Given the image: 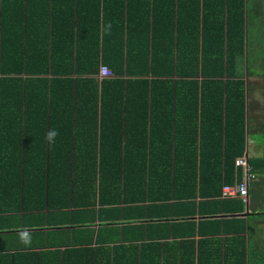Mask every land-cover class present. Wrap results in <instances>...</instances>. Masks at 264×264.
I'll return each instance as SVG.
<instances>
[{"label": "trees", "instance_id": "16d2710c", "mask_svg": "<svg viewBox=\"0 0 264 264\" xmlns=\"http://www.w3.org/2000/svg\"><path fill=\"white\" fill-rule=\"evenodd\" d=\"M131 1L146 10L145 23L138 29L131 23L136 15ZM202 2L200 20L197 14L194 23H189L191 17L181 23L182 28L186 24V31L181 30L179 0H89L82 9L68 12L59 27L50 19L60 15L59 10L47 8L44 17L34 13L28 0L16 19L18 28L10 30L18 38L6 40L1 23L0 118L9 117L5 124L0 122V144L14 132L24 134L32 87L43 89L47 106L53 89L57 85L64 89L59 101L68 105V113L55 115L73 120L75 137L68 142V156H50L52 163L42 173L34 171L46 158H0V212L3 206L12 210L15 200L27 203V188L37 183L43 186L37 210L73 208L75 216H89L80 223L89 231L95 233L92 227L98 221V236L110 230L125 239V230L134 232L135 241H140L138 264H251L253 260L264 264V252L246 249L245 219L238 216L243 212L242 200L218 199L221 187L239 183L242 175L235 159L245 151L244 0ZM164 15L171 17L170 26L163 21ZM199 27L201 43L195 33ZM190 31V43L181 44L180 33ZM100 64L113 72L111 78L98 80ZM246 69L250 75L248 59ZM128 79L137 87V117L144 124L154 119L155 102L162 104L164 113L157 117L171 124L180 119L181 103L188 110L191 121L186 136L181 138L176 123L171 138L159 142L165 152L154 151L152 140L121 139L122 125L126 127L125 119L131 118L122 106ZM110 86L119 94V102L106 124ZM86 121H92V131ZM112 129L120 133L118 139L105 140L104 132ZM129 143L137 145V155L130 156ZM54 162L62 177L58 182H53L50 168ZM8 164H12V181L3 178ZM248 164L250 173H260L264 161L248 160ZM58 184L67 189L61 198L55 197ZM197 192L211 199L195 200ZM63 196L66 203L62 205ZM10 197L12 203L3 204ZM197 214L201 218L196 223L193 217ZM196 234L198 239H194ZM100 247L89 250L94 254L92 262L97 263L95 253ZM114 256L109 255L106 264H115Z\"/></svg>", "mask_w": 264, "mask_h": 264}, {"label": "crops", "instance_id": "0c3cea01", "mask_svg": "<svg viewBox=\"0 0 264 264\" xmlns=\"http://www.w3.org/2000/svg\"><path fill=\"white\" fill-rule=\"evenodd\" d=\"M28 0H0V29L1 23L3 22V29L6 30L5 39L10 41V39H16L18 36L11 35L13 28H18L16 19L19 18L21 9L26 6ZM32 5L35 7L34 13L47 16V8H50V12L54 9L59 10L60 15L56 14L53 18H50L53 21V26H63L64 19H67L65 15L68 12H75L79 7L81 9L84 7L89 0H83L80 4L77 3V0H29ZM132 9L136 15L132 19V24H137V29L141 23H145V20H142V16L145 14L146 10H143L145 7L139 4L136 1H131ZM199 4V7L197 6ZM202 0H179V11L181 12L180 16V25L181 30L186 31L185 27L182 28L181 23H186L189 18V23H194L193 19H196V15L199 14V20L202 16ZM170 5L168 4V9ZM43 11V12H42ZM111 11H114L113 8ZM176 7L174 8V12ZM244 57H243V66L241 73L243 74L242 79L245 82V151L244 156L248 160H262L264 161V69L263 73L259 74L256 71H252L250 75L247 74L246 69V60L248 58L247 46L249 44H254L256 51L260 52L255 59L258 60V63H264V0H244ZM42 12V13H39ZM159 17H157L158 20ZM171 17L163 16V21L167 22L166 25H171ZM176 20V19H175ZM252 30V31H251ZM256 31V33H255ZM199 43H201V28L199 27ZM194 33V34H195ZM192 31L189 33H180L179 41L183 45L190 43ZM253 42V43H251ZM263 42V43H262ZM262 43V44H261ZM255 51V52H256ZM247 52V53H246ZM103 65V64H100ZM99 65V67H100ZM106 66V65H104ZM99 69V68H98ZM99 71V70H98ZM112 72V71H111ZM113 75V72H112ZM259 75L260 77H258ZM15 76V75H12ZM125 76V75H124ZM22 80L25 76L20 75ZM98 78V76H97ZM111 78V77H107ZM126 79L127 77H122ZM105 79V78H102ZM98 80H101L98 78ZM129 80V81H128ZM124 83L123 88V99L122 106L129 110L131 118L125 119L124 125H122L123 134L121 139L123 142H128L129 140L140 139L143 140H152L153 147L157 148L154 151L156 152H165V150L159 144L160 140H168L171 138V135L174 133V126L176 123L181 128L180 136L184 138L186 136V129L189 128V119L188 110L181 103L179 106V120L173 122L172 124L167 121H162V119L157 117L163 116V107L162 104L155 102V107L153 106L154 119L148 120L144 124V121H140L137 117L138 109V91L137 87L133 82L128 79ZM252 80L254 81L252 83ZM6 86H4L3 91L5 92ZM63 88L60 85H57L53 89L50 96V106L48 103L44 102V91L42 88H31V105H30V117L24 125V134L14 132L11 134V137L7 138L2 144H0V158L4 157H17L19 156H34L38 160L46 158V162L36 173H42L45 171L44 167L47 169L48 164L52 163L48 158L50 156H55L57 158H65L68 155L69 144L71 140L75 137V124L70 118L56 116V113L59 115L68 113V105H64L59 101V98H62ZM107 110L109 111L106 118V124L110 123L109 115L111 111L114 110L115 106H118L119 94H116L114 86H110L107 89ZM105 93V94H106ZM9 96V93L6 95ZM53 100V105L51 101ZM63 100V98H62ZM10 109L15 107L7 102ZM52 108L50 109V107ZM5 110L9 108L5 105ZM82 110V108H81ZM52 111L51 117L49 114ZM44 112L48 114L47 119L44 118ZM6 116H1L0 122L6 123L9 117V114ZM160 120V121H159ZM188 120H190L188 122ZM17 122V120H15ZM89 124L90 131H92V121L84 122ZM162 123V124H161ZM170 123V124H169ZM109 126V125H108ZM145 126V127H143ZM49 129H56L59 132V135L56 137L54 144H49L45 139V133ZM2 129L0 130L1 135ZM89 133V132H88ZM91 132L89 135L92 136ZM120 133L116 129H112L110 132L107 130L104 132L105 140H117ZM99 137V134L96 135ZM86 137V134L83 136ZM110 137V139H109ZM2 140V138H1ZM132 140V141H133ZM155 145V146H154ZM129 147V154L137 155V145H131L130 143L126 145ZM26 152V153H25ZM127 152V154H128ZM140 153V152H139ZM239 158V157H238ZM237 159V158H236ZM235 159V160H236ZM12 164H8L5 169V174L3 176L12 181ZM50 166V164H49ZM53 170V182H58L62 177L59 175L60 169L57 162L53 163V166L50 167ZM251 169V168H250ZM242 172V169H241ZM252 177L247 181L248 187V196L243 202V212L239 213L238 216L245 219L246 232L244 234L245 244L247 251H252L255 253L264 252V165L263 170L259 172H252ZM243 178V172L241 175V180ZM183 182V181H182ZM241 182V181H240ZM238 182L235 181L234 184ZM4 186V185H3ZM61 184L57 185L55 189V197L61 198L63 194H67V189L60 188ZM223 187V186H222ZM221 187V190H222ZM42 188L41 184L29 185L27 191L29 196H26L27 200L25 203L21 200H15L12 210H7L3 206V212H0V264H106L107 257L111 254H114L113 261L115 264H138L139 257V244L140 241H135L134 232L130 230H125V235L127 238L122 239L118 236L111 233L110 230H103L100 232V236L96 235L99 226L98 221L96 220L93 227L95 233L87 228L82 227L80 223H83L89 218L85 216L82 218V214L78 216L74 215L73 208L65 209L62 207L63 211L60 209L51 208L49 211L42 210L38 206L42 202ZM3 189V188H2ZM4 190V189H3ZM5 187V191H7ZM36 192H39L37 194ZM198 192L196 193V196ZM3 196V191L2 195ZM199 196V195H198ZM63 202L66 203V197L63 196ZM12 197L4 199L3 204L12 203ZM68 198V197H67ZM200 196L196 197L195 200H200ZM191 199V198H190ZM207 200L211 198H201V200ZM218 199H221V191ZM234 199V198H227ZM237 199V198H236ZM241 200V199H240ZM185 200H182V202ZM169 203L172 200L168 201ZM68 203V202H67ZM33 208V209H32ZM96 208V207H95ZM1 209V206H0ZM2 211V210H1ZM262 214V215H253V214ZM45 214V215H43ZM88 215V214H87ZM253 215V216H251ZM263 216V218L261 217ZM75 218L79 225H76L75 222L69 224ZM195 222L197 223L200 215H195ZM44 222L47 225H39V222ZM67 223L61 225L60 223ZM254 225L255 227L251 226ZM26 231L31 235V243L24 244L20 240V233ZM114 237L112 239L111 236ZM117 238V239H115ZM199 235H195L194 239H198ZM105 239L109 241L103 243ZM102 242V243H100ZM102 244V245H101ZM99 246L100 250L95 253L97 258V263L92 262L91 260L94 257V254L91 256L89 250H95ZM112 248V249H111ZM150 246L145 250L148 251ZM109 250L112 251L109 253ZM93 252V251H92ZM147 253V252H146ZM111 257V256H110ZM63 258V260H62ZM61 260V262H60ZM262 264L258 260H253L251 264Z\"/></svg>", "mask_w": 264, "mask_h": 264}, {"label": "built area", "instance_id": "2783aa9c", "mask_svg": "<svg viewBox=\"0 0 264 264\" xmlns=\"http://www.w3.org/2000/svg\"><path fill=\"white\" fill-rule=\"evenodd\" d=\"M99 79L112 77L111 70L104 65H100L99 71L97 74ZM235 166L242 169L243 172V178L241 182L236 183L232 186L230 185H224L221 190V198L227 199V198H239L243 201L246 200L248 196V187H247V181L252 177L250 173V166L247 161V157L242 156L235 160Z\"/></svg>", "mask_w": 264, "mask_h": 264}, {"label": "rangeland", "instance_id": "374dc122", "mask_svg": "<svg viewBox=\"0 0 264 264\" xmlns=\"http://www.w3.org/2000/svg\"><path fill=\"white\" fill-rule=\"evenodd\" d=\"M252 31V30H251ZM255 33H256V31H255ZM251 43H253V42H251ZM263 43V42H262ZM261 43V44H262ZM263 46H264V43H263ZM247 49H249V51H248V62H249V70L250 71H256V73H260V72H262L263 71V69L264 68H262V65H261V63H258V60H256L255 58L258 56V55H260V52L259 51H256V48H254V44H249L248 46H247ZM256 51V52H255ZM259 57V56H258ZM264 72V71H263ZM262 72V73H263ZM261 74V73H260ZM258 77H260L259 75H257ZM254 81L252 80V83H253ZM251 226H253V227H255L254 225H251Z\"/></svg>", "mask_w": 264, "mask_h": 264}, {"label": "clouds", "instance_id": "9594fccd", "mask_svg": "<svg viewBox=\"0 0 264 264\" xmlns=\"http://www.w3.org/2000/svg\"><path fill=\"white\" fill-rule=\"evenodd\" d=\"M107 28L110 30L111 29V24L109 23ZM59 135V132L56 129H49L44 136V139L49 143V144H54L56 137ZM20 240L22 241V243L24 244H29L31 243V235L26 232L23 231L20 233Z\"/></svg>", "mask_w": 264, "mask_h": 264}]
</instances>
